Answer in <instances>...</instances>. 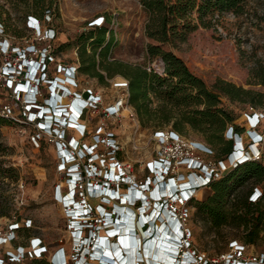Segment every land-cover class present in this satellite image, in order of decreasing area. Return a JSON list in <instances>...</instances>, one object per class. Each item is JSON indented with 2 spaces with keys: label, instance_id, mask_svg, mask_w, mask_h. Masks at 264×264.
Segmentation results:
<instances>
[{
  "label": "rangeland",
  "instance_id": "374dc122",
  "mask_svg": "<svg viewBox=\"0 0 264 264\" xmlns=\"http://www.w3.org/2000/svg\"><path fill=\"white\" fill-rule=\"evenodd\" d=\"M15 1L0 0V19L6 30L5 33L0 32V36L3 35L8 39L10 47L35 43L42 47L47 46L52 53L63 42H73L81 32L89 30V25L93 20L104 16L106 17L105 26L115 36V42L109 57L111 60L118 59L133 65L146 67L155 66L160 74L164 71V64L160 59L151 60L148 57L147 43L150 40L145 34L148 12L139 0H54L55 16L52 20H46L45 24L41 23V26L36 29L29 28L28 18L27 22L24 23L27 16L14 9L12 2ZM207 22V25L200 24L195 30L187 34L184 40L171 47L174 53L184 60L192 72L203 78L209 85L217 79H224L244 89L264 92V86L256 84L250 78V70L254 65L256 63L264 64V0H247L246 13L243 15L237 16L232 12H226L209 17ZM53 30H55V33H53ZM46 32H49V35L44 40ZM57 52L55 58L50 62L49 70L51 76L58 74L63 78L65 77L64 72L57 73L55 68L60 64L67 67L76 66L78 50L72 44L70 47ZM10 55L14 56L13 62H17L18 56L10 48L3 50L0 46V69L3 62ZM1 78L0 108L8 106L11 113L18 120L16 125L1 128L3 140L9 147V154L3 158L17 169L19 179L16 181L6 179L5 181L4 187L6 194L9 196L11 210L8 215L0 217V232L6 229L10 221L14 219V215L18 214L19 218L22 219L20 222H25L27 219L31 220L32 229L27 233H30L32 237L42 238L43 244L47 247L46 254L48 258H51L50 252L60 246H64L69 254L72 234L68 227L65 208L56 199L57 189L61 187L62 190H65L67 186L66 176L59 170L56 138H52L39 130L37 123L29 119L27 106H24L21 101L18 102L14 89L10 87L11 85L7 82V79L4 76ZM122 78L124 77L121 75L108 78L107 83L103 84L100 83L98 78L85 74L76 76L77 84L71 85L73 90L83 93L85 96L86 92L92 90L93 94L99 95L101 100L99 104H93L85 112L82 121L86 124L85 134H82L78 128L66 129L65 138L74 136L82 143L92 144L95 135L100 134L106 141L103 144L101 143L99 147V150L103 151L113 148L108 146L109 140L115 142V145L111 143L112 146L116 147L115 150H118L115 159L121 161V166L124 169L131 171L132 177L138 181H144L150 175L147 168L149 162L157 158L160 152L159 143L155 138L156 129L143 127L132 106L135 117L131 116L128 110L114 116H108L106 113L109 105L115 104L118 99L126 97L127 90L118 86V81ZM47 92H49V87L48 91L46 89L43 91V96L38 91L32 101L43 102L44 97H47ZM64 100L70 101L69 98ZM223 102L226 107L237 114L235 123L240 130L241 146H244L245 150L251 148L256 150L255 145L253 147L249 146L250 139L247 135V129L250 121L247 115H251L252 112L260 113L263 110L251 108L248 103L232 102L228 98H223ZM260 122L257 130L264 132V120L261 118ZM110 135H113V137ZM182 137L204 142L199 135L190 129L188 134L186 136L182 135ZM200 154L207 161L215 160L214 153L200 151ZM91 162L92 165L99 166L102 164L100 160ZM177 172L185 175V177L180 178L179 182L187 181L192 177V175L188 176L190 171L184 166H180ZM22 184L24 185L23 188H21ZM204 188L206 189V186L196 188L195 196L200 199L203 198ZM121 189L125 191L126 186L123 185ZM96 199H89V204L95 207L98 204L95 203ZM110 206H108V209H110ZM188 208L189 211L186 213L185 221L190 248L200 253L208 261L207 264H214L222 259V254L232 251L230 245L234 238H226L229 235V229H225L221 233L212 230L207 221L196 215L194 208ZM9 215L10 217H8ZM123 216L127 217L126 214H123ZM138 225L140 226L139 223ZM102 234L105 236L108 233ZM143 234L146 233H140L138 237L136 235L135 238L133 237L136 247L133 254H130L127 250V255L133 258L134 264L135 261L136 264H143L137 261V255L140 258L142 257V260L145 259L148 264H151V262L161 264L163 254H160V249L158 251V245L154 255H152L154 240L144 245L142 243ZM27 235L25 234L19 238V242H26ZM177 235L173 240L178 237ZM120 238L117 235L115 239L112 238V241L119 242ZM137 240L139 246H137ZM169 241L172 244L162 242V245L169 247L172 256L176 253L175 248L178 246L172 239H169ZM237 241L242 243L239 239ZM18 245L20 243L8 242L2 244L0 257L6 254V250L15 251ZM148 246L150 253L145 254L144 249L148 251ZM108 249H110V246H108ZM142 253L143 256H141ZM261 253H264V239L258 242L257 245H244L243 254L246 258ZM103 254L109 256L106 249H104ZM206 261L203 264H206ZM0 264L34 263L30 260L9 261L6 259L4 262L0 260Z\"/></svg>",
  "mask_w": 264,
  "mask_h": 264
},
{
  "label": "trees",
  "instance_id": "16d2710c",
  "mask_svg": "<svg viewBox=\"0 0 264 264\" xmlns=\"http://www.w3.org/2000/svg\"><path fill=\"white\" fill-rule=\"evenodd\" d=\"M139 1L148 12L145 25V34L150 40L147 43L148 57L163 62L162 74L153 67L149 70L143 65H133L118 59L111 60L109 57L115 36L105 26V22L89 27V30L81 32L73 42H63L52 53L50 52L49 56L55 58L57 51L60 52L73 44L78 50L77 65L72 67L74 75L85 74L95 77L103 84L107 83L108 78L118 75L127 79L128 100L143 127L156 130L170 129L185 136L190 129L211 147L216 161L232 159L236 152V141L233 134L230 133L228 138L226 132L231 126V131H235L239 138L240 130L235 123L237 114L224 105L223 98H228L232 102L248 103L251 108L262 109L260 113H251L253 114L251 116L256 118L258 128L261 123L259 114L264 112V92L244 89L224 79H217L209 85L192 72L171 47L184 40L187 34L200 24L207 25L209 17L226 12H232L237 16L245 14L247 0ZM12 3L16 11L27 16L24 23L29 16L36 17L43 24L55 16L54 0H16ZM0 24L5 33L1 19ZM4 41L8 43L6 37L0 36V46ZM39 46L35 43L26 46L15 45L23 51H27V48L37 50ZM7 59L14 60V56L10 55ZM50 62L48 58L46 75L49 78L54 77L50 74ZM66 69L67 66L60 64L55 68V72L60 73ZM250 78L256 84L264 86V64L256 63L250 70ZM45 89L48 91V86L42 83V90ZM88 94L89 92H86V96ZM16 124L15 120L0 113V217L8 215L11 210L9 196L4 187L5 181L19 179L17 169L3 158L9 154V147L3 140L1 128ZM261 133L264 137V132ZM117 151L113 148L99 150L100 153L108 154V161L117 157ZM80 170L79 180H84L86 169L82 167ZM119 171L122 172L121 169ZM209 177L206 189L204 188V197L200 199L195 196V189L187 206L194 208L196 215L207 221L210 228L217 233L229 229L226 238L239 239L243 245H257L264 239V145L259 159L247 158L229 168L219 178L214 179L210 174ZM254 188L258 189L260 195L252 201L250 194ZM14 216L21 224L17 229L18 239L14 241L26 246L32 237L27 232L32 228L24 221L20 222L22 219L18 214ZM182 233L183 236L186 235L184 231ZM25 234H28L27 241L19 242V238ZM119 241L122 245L125 244L124 237ZM25 260L33 261L34 264H51L48 256L31 259L27 257Z\"/></svg>",
  "mask_w": 264,
  "mask_h": 264
},
{
  "label": "built area",
  "instance_id": "2783aa9c",
  "mask_svg": "<svg viewBox=\"0 0 264 264\" xmlns=\"http://www.w3.org/2000/svg\"><path fill=\"white\" fill-rule=\"evenodd\" d=\"M104 22V16H102L93 20L90 23L89 27L102 25ZM28 24L29 28L31 29H36L41 26V22L34 16H29ZM0 32H3L1 24ZM53 33H55L54 30ZM48 35L49 32H46L44 34L43 39L46 40L48 38ZM1 47L3 48V50H8V48H10V50H12V52L18 56V60L17 62H13V60H9L6 58L0 69V80L2 79V76L7 79V82L11 85L10 87L14 89L13 91L14 94L17 96L18 102L21 101L24 106H27V110L29 111V119H31L32 122L37 123L39 130L52 138H56L55 142L58 151L59 170L65 174L66 182L68 179L67 171L69 166L76 164L79 166L80 169L82 167L86 169V178L84 180H79L76 183L77 187L75 199L77 202H80L82 204L86 213V215L81 217V219L77 218L79 215L73 214V206L75 205V201L69 194V192L71 191L70 184L67 182L65 190H62L61 187L57 189L56 199L63 204L67 213L68 227L71 230L72 242L71 251L69 254L67 253L66 248L64 246H60L53 252H50V263L107 264V262L101 260L100 257L91 255L90 251L87 248L90 246V244H93L94 248L96 249V242L98 238L103 237L102 233H109V231L107 230L111 227H107L110 224H106V220L104 219V209L109 212V205H111V208L114 204H118L114 200H120L121 198H124L121 201V205L124 207L128 206L129 208L133 209V214L135 217L134 219L136 220L139 218V215L147 216L151 214L150 220L156 221L160 218V215H162L163 209L169 210L170 216L169 218H167V221L170 220L171 216L173 218H177L181 223L182 230L186 234L182 239L183 243L180 249L187 250L195 257V262L193 264H203L206 259L203 258L201 254L198 253L196 250L190 248V242L187 239L189 237V234L186 231L185 221L186 213L189 211V208L187 207V202L193 192H191L190 195H176L171 197L153 196L152 198H149V195L152 190L156 187H159L158 185L161 184L164 180L173 178V180H177V183L180 184L181 182H179V177H185L184 174L177 172L180 166H184L190 171L188 173V176L192 175V179H194V176L197 177V179L194 180L197 181L196 188H199L201 186L206 185L207 180L210 178L209 174L212 178L216 179L222 176L229 168L236 166L237 163L247 158L259 159L260 151L264 145V137L263 134L257 130L258 124L256 118L254 120L251 119V117H253L251 115L253 114L247 115L250 121L249 128L247 129V135L250 139L249 146L253 147L255 145L256 150H254L253 148L245 150L244 146H241L239 139L240 137L238 138L236 132H232V127L229 126V128L227 129V137L230 138L229 134H233L236 141V152L233 158L227 161H207L200 154V150L198 149L199 145L196 144V141L185 139L182 137L181 134L172 130H156L155 138L159 143L160 152L158 154V157L151 160L149 162V165L147 166L150 175L144 181H138L136 178L132 177V173L130 170L124 169L121 166L120 160L112 159L108 161L106 153L99 152L100 144L106 142L105 138L102 137L100 134L95 135L94 143L92 144L82 143L79 139L75 141L74 136H69L68 138H65L66 129H72L73 124H78L76 123V121H83L85 110H88L90 107L93 106V104H99L101 100L100 96L93 94L92 90L88 91V96H85L83 93H79L78 91H75L71 88V85L77 84L76 76L78 75H74V70L72 69L73 66L67 67L65 71H62L64 72L65 77L62 78L61 76L56 75L54 77L49 78L46 75V71L48 70L47 59L49 58L51 61L52 59H54V57L51 58L49 56L50 50L47 46H44L47 48L39 46L37 50L27 48V51H23L22 49L17 48L15 46L10 47L9 44L4 41ZM34 61L40 62V70L35 79L36 82L32 81L31 83L36 86L38 85L41 96H43L42 83H45V85L49 87V92H47V97H44L45 100H43V102L32 101L26 98L29 92L28 87L26 86V83L29 81L27 69L31 65L30 63H33ZM152 67L156 71H158L155 66H148L147 69L151 70ZM40 77L43 80L39 81ZM62 79H67V81H63ZM62 81L64 82L65 86L62 93L66 90V88H68L69 91L68 94L62 97L60 101V104H62L64 110H62L63 113L60 112L59 114H55L54 119L57 120V122H55L53 121L52 110L47 109L48 106L52 105L47 99L49 98L50 94L54 95L55 91H59L57 85ZM52 85L54 86L51 87ZM118 86L127 90V93L125 94L126 97L118 99L115 104L109 105L107 107V115L114 116L120 114L124 110H128L130 115L135 117V112L133 111L128 100L129 85L127 79L122 78L120 81H118ZM64 98H69L70 100L72 99V102L70 104L69 102H64ZM74 101V106L77 110L80 111V113L77 117L72 119L68 115L69 111L67 110V108H73L72 103ZM85 101L86 107L84 104ZM0 113L5 117L15 120V122L17 123L18 120L11 113L8 106L1 107ZM259 115H261V118L264 120V112ZM60 118H63L64 120L61 121ZM81 128L82 129L78 127V130H80L82 134H85L86 124H82ZM110 136L113 137V135ZM33 137L35 140H37L35 136ZM108 142L110 143H108V146L113 147V149L116 148L115 146L111 145V143L115 145V142H112L111 140H109ZM83 146L85 150V147L87 146L95 147L92 149L93 153L90 156H78V151L83 148ZM65 149H68L71 152L72 157L65 154ZM213 153L214 152L211 150L210 154ZM84 154H86V152ZM94 154H97V156L92 158V155ZM95 160H100L102 164L99 166L96 164L92 165L91 161ZM111 163L116 164L113 167L116 173H118L120 169L122 170V172L120 171V181H115L113 178L112 180H108L107 172L109 171ZM80 169L79 171H81ZM203 170H205V172H203ZM156 177H158V179L155 183L154 180ZM123 185L126 186L127 191H132L131 194H133V192L143 193V195L147 197L146 201L144 199L142 201H126L125 198L127 194L121 189ZM23 187L24 185L22 184L21 188ZM107 189H116L117 198H114L111 193H108ZM257 190L258 189L254 188V191L250 194V199L252 201H255L260 195ZM68 195L71 196L70 199L68 198ZM92 198L99 199V203L95 207L89 204V199ZM114 212L110 213V217H113ZM77 220H82V227L77 225ZM146 221H148V219H146ZM25 222L27 226H31L30 219H27ZM20 225L21 224L16 221V217L14 216V219L10 221L7 228L0 232V247L2 244L8 242H15L14 240L18 239L17 229L20 227ZM142 229L150 231L149 224H143ZM139 231L140 229L138 230V228H133L134 235H137ZM153 232L154 230L150 232L148 237ZM168 232L169 234L167 236L173 235L175 231L172 228L170 230L168 229ZM109 238L112 239L115 237L109 236ZM230 248L232 249V251L227 252L226 254H222V259L217 262H221V264H264V253L257 254L255 256H250V258H246L243 254L244 245L239 243L237 240L231 241ZM46 252L47 247L43 244L42 238L31 237L26 246H22L20 244L17 246L15 251L6 250V254L0 257V260L4 262L6 259H8L9 261H17L21 259L25 260L27 257L30 259L34 257H43L47 256ZM56 254L57 256H55ZM182 258L183 255L179 254V259L181 260H178L176 264L184 263V261H182ZM95 260L99 262L94 263L93 261ZM207 263L208 261H206V264Z\"/></svg>",
  "mask_w": 264,
  "mask_h": 264
},
{
  "label": "bare ground",
  "instance_id": "6f19581e",
  "mask_svg": "<svg viewBox=\"0 0 264 264\" xmlns=\"http://www.w3.org/2000/svg\"><path fill=\"white\" fill-rule=\"evenodd\" d=\"M24 88V87H23ZM65 99V98H64ZM63 99V101L64 102H67V101H65ZM72 102V99L69 101V104ZM74 107L72 108L71 107V109L68 107L67 108V110L69 111L68 112V115H69V117H73L72 115H74L75 117H77L78 116V112L74 109ZM76 111V112H75ZM63 113V112H62ZM76 123H78L77 125H75V124H73V128H80V129H82L81 128V125L82 124H84L82 121H76ZM77 140V138H75V141ZM74 141V142H75ZM194 179H197V177L196 176H194L193 177ZM191 179H189V180H187V181H190ZM186 181V180H185ZM107 192L108 193H111V190H109V189H107ZM126 194H127V196H126V198H125V200L126 201H128V200H131L132 201V198H131V193H132V191H127V190H125L124 191ZM141 195V197H143V195H142V193L140 194ZM115 197H116V195H114ZM68 198L70 199L71 198V196H69L68 195ZM117 198V197H116ZM124 199V198H123ZM115 202H117L119 205H121V203H120V201L119 200H114ZM95 203L97 204V203H99V199H96L95 200ZM117 206L118 207V209H117V211L118 212H120V220H118V222H121L122 221V223H123V225H120V226H114L113 224H112V226H110V227H114V228H117V230H113V231H111L110 233H108L107 235H109V236H111V235H113L114 233H118V236L120 235V237H124V240H125V244L124 245H122L121 244V242L119 241L118 242V244H117V246L119 247H121L120 249H119V251L120 252H114L113 250H112V248H111V245H110V249H108V246L106 245V239L107 238H109V236H104L103 234H102V238L103 239H101V240H99L98 241V245L101 247V245H103L102 247H103V250L104 249H106L107 250V252H109V256H107V255H105V254H103V253H100V252H97V254L95 255L96 257H104L105 259L106 258H109V259H114V261H115V264H123V263H125V264H134V260H133V258H130L128 255L126 256V258L122 261V255H121V253L123 252L124 253V251H126L127 252V250L129 251V253L130 254H133V252H134V250H135V247H136V244H134V241H133V239H131V237H130V235L128 234V232H130V225L132 226V227H135V228H139L140 229V233H144L143 231V229H142V227H141V225L139 226L138 225V223H137V220L136 219H134L135 217H134V214H133V210L131 209V208H129L128 206H125L124 208H121L120 206ZM124 211V212H123ZM123 212V213H122ZM121 213H122V215H121ZM123 214H126V218L123 216ZM135 214H137V213H135ZM125 220H127L126 222H125ZM152 231V229L150 230V232ZM150 232L149 233H146V234H143V237H146V236H148L149 234H150ZM139 233V234H140ZM167 230H166V226H164L163 228H161L160 230H158V233H157V236L153 239L154 240V248L152 249V255H154V252H155V250H156V246L158 245V251H159V249H160V254H163V257L161 258V264H175V262H174V259L171 257V253H170V251H169V247H165L164 245H162V242H169L170 244H172L170 241H169V239H172V235H169V236H167ZM139 234H137L136 236L138 237L139 236ZM174 235V234H173ZM141 236V235H140ZM178 236V235H177ZM117 237V236H116ZM134 237V236H133ZM174 237V236H173ZM135 238V237H134ZM115 239V238H114ZM166 239H168V240H166ZM109 240L111 241L112 239H110L109 238ZM166 240V241H165ZM127 241V242H126ZM103 244H102V243ZM163 243V244H164ZM165 244H167V243H165ZM137 246H139V243H138V240H137ZM171 247V246H170ZM173 247H175V246H173ZM117 249V248H116ZM166 249V250H165ZM122 251V252H121ZM150 250H149V246H148V251H145V249H144V252H145V254L147 253V254H149L150 252H149ZM127 254V253H126ZM135 255V254H134ZM142 255H143V253H142ZM186 255V254H185ZM132 256V255H131ZM138 256V258H139V255H137ZM142 258V257H141ZM154 258V257H153ZM129 260V261H128ZM125 261V262H124ZM127 261H128V263H127ZM94 263H98L99 261H97V260H95V261H93ZM135 264H136V261H135ZM151 264H155V263H152L151 262ZM156 264H160V263H156Z\"/></svg>",
  "mask_w": 264,
  "mask_h": 264
},
{
  "label": "clouds",
  "instance_id": "9594fccd",
  "mask_svg": "<svg viewBox=\"0 0 264 264\" xmlns=\"http://www.w3.org/2000/svg\"><path fill=\"white\" fill-rule=\"evenodd\" d=\"M196 144H198V149L200 151H203V152H207V153H210L211 152V147L204 141H196ZM75 167H79L78 165H76ZM80 173V172H79ZM80 175V174H79ZM181 230H182V227H181ZM183 232V231H182ZM182 236H183V233H182ZM57 256V254L55 255Z\"/></svg>",
  "mask_w": 264,
  "mask_h": 264
},
{
  "label": "water",
  "instance_id": "95a60500",
  "mask_svg": "<svg viewBox=\"0 0 264 264\" xmlns=\"http://www.w3.org/2000/svg\"><path fill=\"white\" fill-rule=\"evenodd\" d=\"M130 232H128V234L130 235V237H131V239H133V233H132V229H133V227L130 225Z\"/></svg>",
  "mask_w": 264,
  "mask_h": 264
},
{
  "label": "crops",
  "instance_id": "0c3cea01",
  "mask_svg": "<svg viewBox=\"0 0 264 264\" xmlns=\"http://www.w3.org/2000/svg\"><path fill=\"white\" fill-rule=\"evenodd\" d=\"M75 112H76V111H75ZM251 119H252V120H254V119H255V117H251ZM107 254H108V253H107Z\"/></svg>",
  "mask_w": 264,
  "mask_h": 264
},
{
  "label": "flooded vegetation",
  "instance_id": "af4514ba",
  "mask_svg": "<svg viewBox=\"0 0 264 264\" xmlns=\"http://www.w3.org/2000/svg\"><path fill=\"white\" fill-rule=\"evenodd\" d=\"M140 233V232H139Z\"/></svg>",
  "mask_w": 264,
  "mask_h": 264
}]
</instances>
